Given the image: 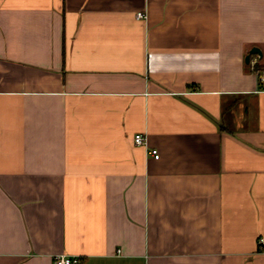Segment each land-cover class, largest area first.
<instances>
[{
	"label": "crops",
	"instance_id": "obj_1",
	"mask_svg": "<svg viewBox=\"0 0 264 264\" xmlns=\"http://www.w3.org/2000/svg\"><path fill=\"white\" fill-rule=\"evenodd\" d=\"M58 254L264 264V0H0V264Z\"/></svg>",
	"mask_w": 264,
	"mask_h": 264
},
{
	"label": "built area",
	"instance_id": "obj_2",
	"mask_svg": "<svg viewBox=\"0 0 264 264\" xmlns=\"http://www.w3.org/2000/svg\"><path fill=\"white\" fill-rule=\"evenodd\" d=\"M136 16L138 18H145L146 13L144 11H138L136 13ZM134 143L147 145L148 144L147 135L143 132H136L134 134ZM149 152L157 158L160 155L158 149L155 147H152L149 150ZM260 241H262V239H260ZM76 261H78V257L72 256V255H67V254H58L54 257V263L55 264H72Z\"/></svg>",
	"mask_w": 264,
	"mask_h": 264
},
{
	"label": "water",
	"instance_id": "obj_3",
	"mask_svg": "<svg viewBox=\"0 0 264 264\" xmlns=\"http://www.w3.org/2000/svg\"><path fill=\"white\" fill-rule=\"evenodd\" d=\"M261 49L257 46H254L251 48V50L249 51V53L246 55V61L249 62L250 61V56L252 53H259L261 54Z\"/></svg>",
	"mask_w": 264,
	"mask_h": 264
}]
</instances>
